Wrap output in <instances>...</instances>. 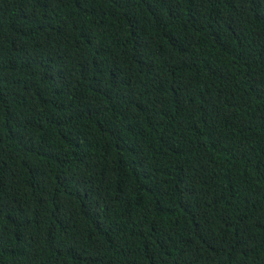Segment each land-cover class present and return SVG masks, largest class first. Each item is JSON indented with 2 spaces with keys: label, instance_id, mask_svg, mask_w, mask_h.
Listing matches in <instances>:
<instances>
[{
  "label": "trees",
  "instance_id": "obj_1",
  "mask_svg": "<svg viewBox=\"0 0 264 264\" xmlns=\"http://www.w3.org/2000/svg\"><path fill=\"white\" fill-rule=\"evenodd\" d=\"M0 264H264V0H0Z\"/></svg>",
  "mask_w": 264,
  "mask_h": 264
}]
</instances>
